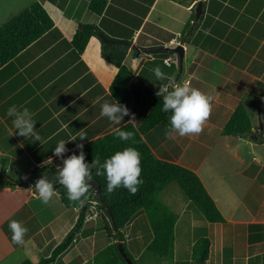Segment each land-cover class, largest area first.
Segmentation results:
<instances>
[{"label": "crops", "instance_id": "0c3cea01", "mask_svg": "<svg viewBox=\"0 0 264 264\" xmlns=\"http://www.w3.org/2000/svg\"><path fill=\"white\" fill-rule=\"evenodd\" d=\"M34 1L44 6L59 30L48 32L0 69V175L4 169L16 180L28 179L25 186H15L0 177V264H27L26 247L30 242L43 255L40 264L49 256V247L58 245L76 222L77 210L67 209L58 194V200L55 195L45 204L34 195V189L30 190L35 185L29 177L32 170L46 164L56 169L63 167L62 159L53 155L57 142L63 139L68 141L66 147L76 149L77 144L97 139L132 118L124 117L118 125L101 115V104L114 99L110 87L119 68L103 59L102 43L96 37L91 38L82 54H77L69 42L80 24L97 25L108 37L131 43L121 47H128L123 64L133 74L130 88L136 125L143 106H148L154 95L163 87L170 89L178 79L173 71L175 63L166 65L149 50L159 47L172 50L181 45L185 53L183 64L186 50L191 49L186 67L188 79L184 81L204 93L208 87L216 91L203 131L196 134L198 137L188 136L192 141L190 147L210 150V145L203 146L201 142H206L207 135L217 134L215 129L220 127L217 119L221 113H227L230 118L240 103H246L249 110L257 100L264 101V93L260 92L264 90V0H105L107 6L102 15L90 11L91 0ZM162 1L172 5L160 6ZM199 5L202 8L197 16ZM179 29L184 30L179 33ZM174 57L171 55L169 59L175 61ZM242 59L245 64L238 65ZM156 66L166 74L165 79H156L152 72ZM210 75L219 80L217 84L211 82ZM13 104L34 113L36 129L45 138L43 145L15 133L13 118L7 115V109ZM229 118L224 120L222 130ZM80 131L84 139H80ZM161 132L162 141L157 146L167 148L168 144L175 143L180 147L175 137L168 139L166 131ZM248 136L257 145L262 144L263 122L257 128L253 126ZM244 138L247 137H238ZM145 140L154 154L163 159L146 137ZM183 153L180 156L185 157ZM262 157L253 159L244 171L234 170L243 185L235 188L239 201L233 214L225 217L221 213L224 223H209L212 227L201 225L205 228L202 232L206 231L196 241L205 237L211 242L206 264H264V154ZM49 158L52 163L47 161ZM185 167L199 176L202 166L198 163L195 168ZM20 174L25 176L19 177ZM143 214L147 221L141 219ZM175 214L179 217L176 228L180 223L181 229L185 225L181 222L185 212L182 216ZM13 219L22 221L28 228L21 245L11 239L8 224ZM93 220L85 222L74 245L51 264H93L96 255L109 244L99 234L98 219ZM145 222L149 223L148 216L140 211L125 230L135 228L141 239ZM124 235L129 239L127 232ZM152 239L142 241L138 254L144 256Z\"/></svg>", "mask_w": 264, "mask_h": 264}, {"label": "trees", "instance_id": "16d2710c", "mask_svg": "<svg viewBox=\"0 0 264 264\" xmlns=\"http://www.w3.org/2000/svg\"><path fill=\"white\" fill-rule=\"evenodd\" d=\"M88 6L91 12L102 15L107 2L105 0H91ZM52 30L59 29L44 6L38 1L11 18L0 27V69ZM193 31L194 29L189 34L191 35ZM93 37L98 38L102 43L101 54L103 59L119 68L110 87L111 96L114 100H119L122 104L127 105L132 114L134 103L130 92V84L133 80V74L123 64L128 47H121L122 44L128 43L130 46L131 43L108 37L97 25L80 24L69 44L80 55L86 50ZM138 49L136 47V50ZM140 50L148 51V49L142 48ZM149 50L164 61L170 58L171 55L175 56L176 63L174 65L178 66V79L175 81L177 83L183 74V68L180 69L179 56L173 50L163 47ZM137 102L139 103L138 100ZM162 103V95H154L152 102L148 106H143V112L139 115L140 118L135 127L128 123L117 127L134 133L132 139L127 142L115 136L114 130L117 128L97 139L82 142L87 163L93 162L96 158L103 162L104 159L117 151H122L125 147L137 148L141 153V179L143 183L139 185V190L135 194L130 193L123 187L109 192L106 177L96 176V170L93 169L92 182L99 185L100 192L90 186L83 206L79 202L68 199L67 190L63 185H54L61 203L67 209H76L78 215L72 229L58 245L49 247L47 251L49 256L40 264H51L74 245L75 240L83 230L87 217L92 214L91 206L93 202L97 203V228L105 234L109 241V244L96 255L93 264H128L127 259H131L133 264L139 263L127 251L123 230L140 211L147 214L153 233L152 242L147 246L145 253L152 254L151 257L157 260L172 259L175 255V231L179 217L158 199L159 195L172 183L178 184L185 197L199 209L205 221L211 224L225 222L223 215L199 176L186 167L158 158L146 142L145 137L155 128L161 126L166 130L169 126L171 113L161 111ZM126 117H131V115ZM252 119L253 117L246 108V103H240L223 127L222 135L225 137L250 135L253 130ZM67 148L69 151L64 154L65 159L73 153L80 154L78 148L72 150H70L71 147ZM49 170L55 173L59 171L52 164H46L41 168L32 170L29 177L34 180L33 183L35 184L38 178ZM0 177L5 182H12L15 186H25L28 182V179H14L4 169ZM120 236L122 241H119ZM210 246L211 242L208 238H199L193 245V253L189 256L190 260L196 264H206L210 255Z\"/></svg>", "mask_w": 264, "mask_h": 264}, {"label": "rangeland", "instance_id": "374dc122", "mask_svg": "<svg viewBox=\"0 0 264 264\" xmlns=\"http://www.w3.org/2000/svg\"><path fill=\"white\" fill-rule=\"evenodd\" d=\"M34 2V0H0V27L6 24L11 18L18 15ZM162 2L163 3L160 6L172 5L169 2ZM178 3L180 2L178 1ZM168 10H170L171 12L173 11V9L171 10V8ZM179 30H181L179 33H182L184 29ZM164 39L169 38L165 37ZM186 53L187 58L185 59L183 64V74L178 82L184 81L186 78L188 79V76L186 74V67L188 65V54L191 53V49H189L188 52L186 50ZM159 64H161V62ZM239 64H245V60L242 59L241 62H238V65ZM173 68V71L176 73V77H178V66L173 65ZM210 78L212 83L217 84L219 81L214 77V75H210ZM208 89L209 87L205 89L206 94ZM260 92L264 93V90H260ZM209 94L213 98V96H215L216 94L215 89H209ZM242 94L243 96H246L245 93ZM234 102L235 101H232V103ZM252 105L249 106V113L253 117L252 120L254 128H257L258 126L262 125V122L264 124V101L263 99H260L256 101V104ZM220 116L221 117L217 119V125H220V127H217V129H215V132L217 134L207 135V140L205 139L206 142H201V145L203 146L210 145L212 147L210 150H199L195 146H191V148L190 145L192 141L189 140V135L180 137L178 133H174V135H176L175 138L179 141V143H177L180 145V147L175 143L168 144L167 148H163L161 146L159 147L157 146V144L162 141L161 131L165 130L162 127H158L156 130L149 133L146 136V139L148 142H150V144L154 145L157 154L163 159L171 161L175 164H180L182 166L184 165V167L190 166L191 168H195L193 166L199 163L200 166H202L200 172L201 176L199 175V177L201 178L203 184L205 185V187H207V190L214 199L221 213L225 217H230L233 214L232 212L234 211V209L238 206L237 203L239 201L238 189L235 188L237 186L242 187L243 185L242 180L240 178L238 179L237 176H235L234 170L239 172L242 170L244 171L246 169V166H248L253 159L254 161H256V159H262V156L264 154V141H261L262 144L257 145L254 141H252L251 138H249L248 135H245L247 138H244L243 140L238 139V137L222 136L221 130L225 122L224 120H227L229 117H227V113H221ZM164 133L166 135V132ZM193 137L195 138L198 136H196V134H193ZM189 147L191 149H189ZM181 151L185 152L182 154L185 157L180 156L182 153ZM187 152L190 153L188 154ZM204 152L205 154L208 152L207 155L203 156ZM23 176L25 175H19V177ZM239 182H241V184ZM55 198L56 200L59 199L57 195L55 196ZM158 199L163 205H166L167 208L169 207V210L171 209L173 212L180 214V216H182V214L185 212V216L181 221L183 225L184 223L185 225L180 229L179 223L176 228V232L178 234L175 233V255L172 259L157 260L154 259V257L151 258L152 254L149 255L148 253H145L144 256L138 254L141 251L139 245L144 244L142 243V241L153 237L152 229L148 222L144 223V228L142 230L143 238L141 237V239L139 233H137L135 228H130L129 230L127 228V230H123L124 234L125 232H127V234L129 235V239H125L127 251L132 254L135 261H139V263L137 262V264H176V262L195 264V262L190 260L189 257L193 253V245L195 243L194 240L196 241L198 237L203 236L202 233L206 231L205 230L204 232H202L205 229L202 228V224L209 225L211 227L212 225L204 220L199 209L196 208L195 205L191 204V202L185 197L177 183L170 184L159 195ZM59 205L61 206L60 203ZM192 208L196 209L194 213L188 211ZM141 219L143 220V222L147 221V218L144 214L141 216ZM99 234L105 236L102 231L99 232ZM32 244L33 243L31 242L29 244L27 243L26 249L28 251L27 256L29 259L26 260V262L27 264H38V262L43 258V255L40 254L37 249L32 246ZM139 256H141L140 259H138Z\"/></svg>", "mask_w": 264, "mask_h": 264}, {"label": "clouds", "instance_id": "9594fccd", "mask_svg": "<svg viewBox=\"0 0 264 264\" xmlns=\"http://www.w3.org/2000/svg\"><path fill=\"white\" fill-rule=\"evenodd\" d=\"M178 47V46H177ZM176 48V47H175ZM178 55L176 52H174ZM169 59V58H168ZM175 59V57H174ZM173 61V59H171ZM172 63H176L173 61ZM157 80L166 78V74L159 66L152 69ZM157 95H162L163 103L161 111L171 113L169 117V126L166 129V138L172 139L178 133L180 137L192 134H199L203 131V125L210 115L212 107V97L198 88L192 87L189 82L181 81L172 85L171 90L163 87ZM99 97L97 100L99 101ZM7 115L12 117V126L15 133L33 143L39 142L43 145L45 138L41 135L40 130L36 129V120L33 118L34 113L29 108H19L13 104L7 109ZM101 115L107 117L109 121L115 124H121L124 117L131 115L128 124L135 127V116L130 113L127 105L122 104L119 100L111 99L101 104ZM80 139H84L83 132L80 131ZM114 134L122 141L132 139L134 133L125 131L123 128L114 130ZM68 141L59 140L53 149L54 157L62 159L63 167H59L57 176L59 183L67 190V197L70 201L79 202L81 206L87 199L86 193L89 191L90 183L93 181V169L96 176H104L107 180V190L114 191L123 187L130 193L135 194L139 190V185L143 183L141 179V153L135 147H125L122 151H117L110 157L101 162L99 158L93 162H86V153L84 144H77L80 154L73 153L70 157L64 158V154L69 151L66 147ZM47 161L52 163V158ZM34 195L47 204L57 194L54 183L42 175L32 189ZM97 219V218H96ZM12 233V241L21 245L28 232L22 221L11 220L8 224Z\"/></svg>", "mask_w": 264, "mask_h": 264}, {"label": "water", "instance_id": "95a60500", "mask_svg": "<svg viewBox=\"0 0 264 264\" xmlns=\"http://www.w3.org/2000/svg\"><path fill=\"white\" fill-rule=\"evenodd\" d=\"M201 8H202V6L199 5V10L197 11V16L200 15V13H201ZM172 50L178 54L179 59H180V69L182 70V68H183V60H184V56H185L184 49H183V47H182L181 45H179L178 47H176V48H174V49H172ZM43 175H46V176H47V179H48L49 181L53 182L54 185H58V184H60V183H59L58 176H57V173H55L54 171L49 170V171H47V172H46L45 174H43ZM40 177H41V176H40ZM40 177H39V178H40ZM39 178H38V179H39ZM89 183H90V186H91V187H93L94 189H96L97 191L100 192V187H99V185L95 184V183L92 182V181L89 182ZM109 214L111 215V212H110V211H109ZM114 225H115V224H114ZM115 229H117V227H115ZM119 241H122L121 236L119 237ZM127 262H128V264H133V262L131 261V259H127Z\"/></svg>", "mask_w": 264, "mask_h": 264}, {"label": "built area", "instance_id": "2783aa9c", "mask_svg": "<svg viewBox=\"0 0 264 264\" xmlns=\"http://www.w3.org/2000/svg\"><path fill=\"white\" fill-rule=\"evenodd\" d=\"M165 62L167 65H170L173 61L171 59H167L165 60ZM96 205H97L96 202L92 203V206H91L92 214H90V216L87 217L86 222L96 219L98 217V211H97Z\"/></svg>", "mask_w": 264, "mask_h": 264}]
</instances>
